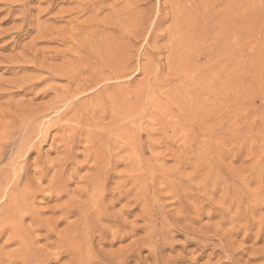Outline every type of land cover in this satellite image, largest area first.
Returning a JSON list of instances; mask_svg holds the SVG:
<instances>
[{
    "label": "rangeland",
    "instance_id": "374dc122",
    "mask_svg": "<svg viewBox=\"0 0 264 264\" xmlns=\"http://www.w3.org/2000/svg\"><path fill=\"white\" fill-rule=\"evenodd\" d=\"M0 264H264V0H0Z\"/></svg>",
    "mask_w": 264,
    "mask_h": 264
},
{
    "label": "bare ground",
    "instance_id": "6f19581e",
    "mask_svg": "<svg viewBox=\"0 0 264 264\" xmlns=\"http://www.w3.org/2000/svg\"><path fill=\"white\" fill-rule=\"evenodd\" d=\"M235 256V255H234ZM260 259V258H259ZM240 261V260H239ZM250 261V260H249ZM230 263V262H229ZM233 263V262H232ZM245 263H246V261H245Z\"/></svg>",
    "mask_w": 264,
    "mask_h": 264
}]
</instances>
